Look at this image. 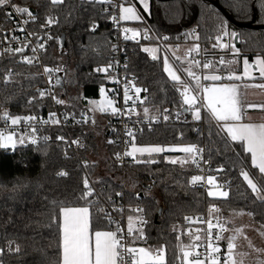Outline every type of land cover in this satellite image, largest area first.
<instances>
[{"label":"trees","instance_id":"16d2710c","mask_svg":"<svg viewBox=\"0 0 264 264\" xmlns=\"http://www.w3.org/2000/svg\"><path fill=\"white\" fill-rule=\"evenodd\" d=\"M122 1L138 6L137 0ZM213 1L151 0V14L148 16L142 9L140 11L153 29L158 33H166L171 38L170 43L182 41V38L186 37L185 33H191L192 28L198 26L200 41L207 44L217 35L218 21L215 14L218 13L222 19L228 21L230 30L239 34L240 50L244 55L264 57V27L255 29L237 26L227 19ZM13 2L18 7L34 10L37 15L36 25L39 27L46 25L48 16L58 19L59 22L53 23L50 29L52 40L46 60L54 68L61 69V89L64 88L60 93L62 100L67 98L65 92L68 94L70 84L66 77V62L69 59L74 63V82L83 101L97 98L98 89L103 84L108 88L113 86L107 75H102L96 69L109 65L111 46L120 39V30L114 27L109 15H117L118 8L80 4V0H66L63 6H52L50 0ZM218 2L236 23L264 26L257 22L264 16V11L256 6L259 0H246L251 5L247 10V17L243 9L238 11L234 7L245 0ZM70 5H76L78 11L72 12ZM105 8L107 12L104 11ZM6 10L7 7L0 9V36L4 30L11 27ZM69 12H72L71 16L68 15ZM91 20H95L99 25L94 32L90 28ZM63 34L66 38L65 46L61 40ZM126 63L127 69L124 66L117 70L119 74L124 73L134 79L142 88H147L148 91L144 94L148 97L146 106L150 115L154 118L169 115L167 121H159L153 128H144L143 132L137 135L135 144H159L166 147L196 144L204 149L205 167L211 173L215 171L216 181L227 185L229 197L209 196L208 188L192 183V177L200 175L193 163L188 167L179 163L170 164L165 153L160 154L163 158L158 157L156 164L133 162L123 169L116 158V147L108 141L107 163L111 173H100L98 164L89 159V155L97 152L96 135L100 130L82 129L68 132L66 136L71 138L70 141L55 138L39 146L15 149L0 147V248L5 249L3 256H0L2 264H59L61 249L57 223H61V217L54 222V215L59 212V203L54 206L52 201L74 207L88 206V202L94 201L96 203L90 208L93 229L110 230L105 214L98 211L101 202L88 197L80 198L82 191H85V179L97 181L101 187L102 198L110 197L122 202L128 208V215L137 214L148 221L143 228L147 238L144 244L151 249L164 248L166 264H175L182 256L179 246L188 245L193 240L185 234V219L191 215L205 213L213 203L222 206L225 216L251 213L252 220L264 227V202L256 198V194L239 174L243 168L250 172L258 185H264V178L258 169L251 165L249 153L243 152L238 157L236 153L241 150L235 142H231L235 151L226 148L224 141L215 135L214 123V134L209 137L208 114L203 113L202 119L196 121L191 112L183 111L187 105H183L180 92L164 71L163 60H151L147 53L143 52L140 43H127ZM41 85L42 80L36 70L20 62L16 55L5 53L0 56V116L5 111L14 115L47 114L50 111L49 101L37 97ZM63 106L66 108L64 103ZM168 107L170 109L165 112ZM82 112L84 110L74 111L72 114L80 115ZM177 112L185 116L184 120L177 119ZM195 129H201V132L198 134ZM78 135H82L84 143L76 146L72 139ZM104 136L106 137V134ZM86 160L89 163L84 166L83 162ZM219 168L224 171H218ZM60 172H66L67 175L61 176ZM135 206L143 211H133L132 207ZM135 239L139 240L138 230ZM9 241H15L21 251L9 252Z\"/></svg>","mask_w":264,"mask_h":264},{"label":"snow or ice","instance_id":"6c2138e0","mask_svg":"<svg viewBox=\"0 0 264 264\" xmlns=\"http://www.w3.org/2000/svg\"><path fill=\"white\" fill-rule=\"evenodd\" d=\"M66 0H50V4L52 6H63L65 5ZM95 4V5H108L109 7H118L119 15H111L112 21L119 25L120 21H136L142 22L143 17L137 11L134 6H124L114 5V0H80V4ZM140 3L143 5L145 11L148 10L149 4L148 0H140ZM14 7L15 12L21 15H27L28 19L24 21L27 24L29 21H35L36 16L33 15L32 11L27 7H17L12 3V0H0V9L5 7ZM262 11H264V0H259V3L256 5ZM72 8V12L78 11V7L76 5H70ZM206 7V6H205ZM239 11L243 9L245 12V17H247V10L251 5H249L246 0L245 2L238 3L234 5ZM107 12V8L104 9ZM72 12H69V16L72 15ZM216 19L218 21L217 24V35L215 36L216 43L212 44V48H221V49H230L233 57L238 58L240 56V49L236 47L235 43L232 41L239 35L237 32L230 30L229 23L227 20L222 19L218 13L215 14ZM58 19L52 16H48L46 19V25H42L41 27H46L47 25H51L53 23H58ZM258 23L264 24V16H262L258 21ZM91 31H95L99 25L95 22V20H91L90 22ZM122 32L124 34V40H133L139 43V38L143 34V38L145 40L153 39V37L149 36L150 29H144L143 33L141 30H138L136 27H122ZM20 31H24L23 28ZM185 36H194L196 41H199V35L193 30L191 33H185ZM224 37H228V42L225 43ZM16 37H13V40H16ZM155 40H159L164 42V52L165 55L163 57V65L164 71L167 72L168 76L171 78L173 82V86L177 88L180 92V95L183 100V105H187V108H184V112H192L194 120L200 121L202 119L201 109H206L208 118H209V128L208 135L211 137L213 133V123L215 124L216 132L215 135L220 137L225 144L226 148H229L232 151H235L232 148V143L235 142L236 146L240 148V153H236L238 157H240L241 153L246 152L250 154L251 165L254 169H258L262 178H264V123H253L246 121L245 118V105L242 100V92L241 85L235 83L234 81H242L244 79H255L252 74L253 64L249 62L247 58L243 59V72L242 75H238L235 72H230L225 81V77L220 74H206L201 78L193 68L199 67L201 65V61L197 59L187 60L186 58H182L179 55H176L175 49H173L172 45L168 43L171 38L167 35L164 36H155ZM26 45H21L16 48H5L3 52H0V56L5 53L8 54H22L23 62L27 64L33 63V58L27 55H23L25 51ZM39 48L43 49L44 45L40 44ZM113 50L116 51L117 46H113ZM36 47L32 48V52L36 53ZM160 51L159 47H143V52L150 53L153 61L159 59L157 53ZM171 51L172 55L175 57L176 61H180L181 63H187V67L184 68V71L187 73V76L194 81V88L190 87L189 84L185 81L181 80L180 75L177 74V70L174 69L173 65L169 62V56L167 53ZM205 53L207 50H204ZM195 52L200 54L201 46L199 43H194L191 48L188 49V53L191 54ZM38 59V57H37ZM225 60L221 58L219 60L220 65H225ZM237 59H232L227 62L228 65L237 64ZM255 66L259 71V78L264 80V57L257 56L255 59ZM112 67L109 64L104 68H97V72H108V69ZM203 69H210L213 72L216 71L215 65L211 62H204L202 65ZM125 69H127V63L125 64ZM45 73L49 75V82H51V74L53 71H61L60 68H56L55 70L51 68H45ZM11 77V73H9V79ZM115 83H119L118 80H115ZM201 79L207 81L209 83L203 84ZM57 84L61 83L60 78L56 80ZM256 87L264 90V83L254 84V85H243L244 88L247 87ZM134 90V95L139 97L140 93L147 92V88H141L136 86L133 80H128L127 76L125 77L124 88H123V97L125 104L128 103L129 100H132L133 97L129 95V92ZM198 93V94H196ZM45 91H40V97L45 96ZM100 94L103 99L99 102H96L93 106L92 111H108L110 110L112 114H122L120 108L114 106V102L111 99H108L105 94V89L103 87L100 88ZM55 98V97H53ZM35 99V97H33ZM148 97L145 96L144 100H147ZM199 102L200 107H196ZM31 103V101H29ZM57 103H64L63 100H58ZM143 103V101H141ZM135 104V101H133ZM247 107H259L264 109V104L262 105H248ZM134 111V108L129 109V112ZM165 112L168 110L165 109ZM145 118L151 121L154 119L150 115V111L147 107L143 110ZM181 112L176 113L177 119H179ZM55 113H50L47 120L40 119V123L47 124H60V120L55 118ZM3 119L5 123L7 121H11L12 125H18L21 121L29 122V127H31V133L29 136L31 138L32 144H37L38 137L36 136V128L31 125V122L36 121L37 117L28 115L24 117L20 116H11L7 111L3 114ZM67 119V116H65ZM163 119L167 121L169 119V115H163ZM84 122H87V118H85ZM94 123V120H93ZM199 134L201 129H195ZM127 135L132 138V141H135V134L131 131H127ZM45 142L49 139L48 137L43 138ZM60 140H64V137H58ZM26 137L21 135L19 139L14 138V133L5 134L0 132V147L8 148L11 147L15 149L17 144L23 145L25 143ZM73 143H79L78 141H73ZM109 143H113V141H109ZM217 151H219L217 149ZM169 152H179L184 153L185 156L180 159H169L168 162L170 164H187L193 163L196 164L199 168L200 160L203 159L204 149L198 147L196 144H187L184 146H163V145H149V146H136L135 143H132L130 150H127L123 153L124 156L132 157L135 164H156L158 163V157L162 153ZM146 157V158H142ZM117 160L122 159L119 153L116 154ZM163 158V157H160ZM209 158V163H210ZM242 162V161H241ZM218 171L223 172V168H219ZM244 181L247 182L248 187L251 189L253 193L256 194V198L262 202H264V185H258V183L254 182L252 175H250L249 171H245L241 168L239 173ZM59 175L66 176V172H60ZM204 179L202 175H194L192 177V183L196 184ZM84 189L86 191H82L81 199H86L93 195V190L89 186V181L87 179L84 180ZM207 183L212 185L215 190H210L208 195L211 197H220V198H228L229 191L222 190V186L216 182L215 176H209L207 178ZM231 185L229 184V187ZM117 195H121V193H116ZM110 199V197H109ZM59 203V212L58 215H54V222L62 217V223H57V228L59 229V248L60 252V261L59 264H166L165 258V249L159 248L156 250L148 249V248H137V247H129L125 242V238L120 233L122 229L119 224L116 225L115 230H94L91 220V212L90 208L93 206L94 201L88 202V206L83 207H74V206H65L63 202L52 201V204L56 206ZM98 211H103V209H98ZM134 211L142 212V209H134ZM212 210H210L211 212ZM214 211L218 212L219 209L215 208ZM243 214V213H241ZM251 215V213H249ZM105 218L108 219L109 225L114 223L109 213H105ZM188 220H192V218H186ZM141 225H146L148 223L143 217L140 218ZM207 237L205 243V251L203 254L195 251L200 247L197 243H192L188 246L181 244L180 251L182 252L183 259L181 264H222L221 252L222 248L220 247L219 242L221 240L226 239V256L223 257V264H238L237 260L234 258V250L236 249V240L238 236L242 235V229L234 230L231 236L225 237L224 233L228 232L229 229L222 223L219 222L217 218V223L213 224L211 220L207 221ZM50 226V225H49ZM218 229L216 236L213 238L212 229ZM133 220L129 217L128 229L127 232L129 235L133 233ZM138 235L140 239H144V231L143 228L138 230ZM201 237L199 234L195 236V241H200ZM15 245V247H13ZM251 246V245H249ZM5 249L0 248V256H3ZM8 251H15L19 253L21 251L20 246L15 243V241L8 242ZM192 257L191 259H189ZM128 258H131L129 261ZM2 264V261H0ZM260 264H264V261H260Z\"/></svg>","mask_w":264,"mask_h":264},{"label":"built area","instance_id":"2783aa9c","mask_svg":"<svg viewBox=\"0 0 264 264\" xmlns=\"http://www.w3.org/2000/svg\"><path fill=\"white\" fill-rule=\"evenodd\" d=\"M12 3L15 4L12 0ZM123 4L122 1H115L114 5H121ZM16 5V4H15ZM17 6V5H16ZM18 7V6H17ZM29 8V7H27ZM118 8V7H116ZM30 11H32L33 15L36 16L35 21H29L27 24L24 23L25 20L28 19L27 15H21L15 12L14 7H7L6 15L8 20L11 22V27L7 30L3 31V34L0 36V50H4L5 48H16L20 47L22 44L25 46V51L23 55H27L33 58V63L27 64L23 62L22 60V54L16 53L18 59L20 62L27 64L31 66L33 69L36 70L37 75L42 80V85L40 88H38V99H46L49 101V107L50 111L47 114H41V115H32V114H23V115H14L10 114L11 116H36L37 120L31 122V125L36 128V136L38 137L37 144L31 143V138L29 136V133H31V127H29V122L27 121H21L18 125H12L11 121H7L5 123L3 119V114L0 116V132L7 133L12 132L15 134L16 139L18 140L21 135H24L26 137L25 143L23 145H18L16 147H28V146H39L41 144L53 141L55 138L57 140L58 137H64V140L62 141H70L71 138L66 136L68 132H74L75 130H100L106 134V140L113 141V143H110L111 145H114L117 149V153H119L122 157V159L117 160L120 167L125 169L126 167L130 166L134 161L132 157L124 156L123 153L127 150H130L132 143L135 141H132V138L127 135V131L131 130L135 134V139L137 135H139L141 132H143L144 128L146 127H152L154 124H157L159 121H164L163 118H154L151 121L149 119L145 118L144 116V108L146 106V100H144V97L146 96L144 92L142 91L139 95V97H136L134 95V90L129 92V95L133 97L132 100H129L127 104L124 102L123 97V88H124V82L126 75L124 73H120L117 70L118 68H123L126 64L127 60V43L131 42L134 44H141L143 47H154L158 46L160 48V53L165 55L164 52V42L155 40V36H164L167 35L166 33H158L155 29H153L148 21V19L144 17V26L142 28H138V30H141L143 33L144 29H150L149 36L153 37V39L145 40L143 38V34L139 38V43L137 41L133 40H124V34L122 32V27H129L128 25H125L126 23H123L120 21V24L117 25L113 22L114 27H117L120 30V39L116 42H114L111 46V58L110 63L112 67L108 69L110 71L107 74L105 72H99L102 75H107V79L109 82L113 84V86L110 88V95L112 97V100L117 108H120L122 114H112L111 111L106 112L103 114V116H100V119L94 120L91 115L86 113L85 111L82 112L80 115H73L70 113L67 108L63 106V103H57L58 100H62L60 97V91L62 84H57L56 80L60 77V74L57 71H53L51 74V82H49V75L45 73V68H51L55 70L53 66H51L49 63H47V55L49 52V46L50 42L52 40V33L51 28L52 25H47L46 27H39L36 25L37 22V15L36 12L34 13L31 8H29ZM23 28L24 31H20V29ZM45 31L44 33H41V31ZM195 30L196 33L199 35V41H196L194 36H188L183 37L182 41L170 43L172 47L176 51V55L181 56L182 58H186L187 60L191 59H197L201 61V65L199 67H194L193 70L203 77V75L206 74H220L222 76L227 77L229 74L228 71L224 68L227 65L226 57L233 56L230 49H221L219 47L212 48V44L216 43L215 38L210 41V43H203L200 41V31L198 26H194L192 28V31ZM168 36V35H167ZM13 37H16V40H13ZM228 37H224L225 43L228 42ZM194 43H199L201 46V52L200 54H197L195 52H192L191 54L188 53V49L192 47ZM232 43H235V39L232 41ZM43 44L44 48H39V45ZM117 46L116 51L113 50V46ZM236 45V43H235ZM36 47L37 51L36 53L32 52V48ZM237 47V45H236ZM238 48V47H237ZM207 50L205 53L204 50ZM180 51L179 53L177 51ZM241 53V52H240ZM13 55V54H12ZM148 57L152 60L151 54L147 53ZM169 58L175 63L179 73L183 76L184 81L189 84L190 87L194 88V84L187 76V73L184 71V68L182 65L187 64L181 63L180 61H176L175 57L172 55V52L169 51L167 53ZM38 57V59H37ZM223 58L225 60V65H220L219 60ZM211 61L215 65L216 71L213 72L210 69H203L202 65L204 62ZM108 66V65H107ZM107 66H100L99 68H104ZM188 66V65H187ZM109 74V75H108ZM9 75V74H8ZM118 80L119 83H115L114 79ZM128 80H132L131 78L127 77ZM201 82L203 84H207L209 82L204 81L201 79ZM135 83V82H134ZM136 86H139L137 83H135ZM142 88V87H141ZM45 91V96L40 97L39 92ZM55 97V98H53ZM133 101H135V104H133ZM143 101V103H141ZM134 108V111L129 112V109ZM169 110L170 108H166ZM50 113H55L57 119H59L61 122L60 124H53V123H47L42 124L40 123V119L47 120ZM65 116H67V119H65ZM184 115H180L179 119L184 120ZM87 118V122L85 123L84 120ZM94 120V123H93ZM153 128V127H152ZM63 132V133H62ZM44 137H48L49 139L47 142L44 141ZM72 141H78L79 143H74V145H82L84 143L82 135H78L77 138L72 139ZM76 151V150H75ZM76 154L78 152L76 151ZM89 163L88 160L83 162L84 166H87ZM196 168L200 171V175L204 177V179L200 182H197L196 185H201L204 188H209V185L207 183V178L209 176H215V171L211 173L207 167H205L204 157L200 160L199 168L196 164H194ZM89 186L93 190V195L88 197L90 199H98L99 202H101L100 209H103V213H109L112 220L115 221L110 226V230H115L116 225L119 224L120 228L122 229L121 235L124 236L125 242L129 247H144L151 249L149 246L144 244L147 240L145 237L144 239H135L136 232L140 228H144L146 225H141L140 218L137 214H131L128 215V208L122 203L117 202L113 198L104 199L101 196V187L98 185L97 181L94 179H88ZM219 185L222 186V190L227 191V185L225 183H219L216 181ZM86 191V189H85ZM139 208L138 206L132 207V210ZM215 208H218L219 211H214ZM210 210H212L210 212ZM129 217L133 220V233L131 235L128 234V223H129ZM192 218V220L185 219L184 221V228H185V234L188 236H191L192 238H195L197 234L200 235L201 239L200 241H196L194 243H197L200 245L199 248H197L195 251L203 254L205 251V243H206V237H207V221L211 220L213 224L217 223V218L219 219V222L224 224L229 231L224 233L225 237L231 236L234 232V230L231 229V227H228L226 222V216L224 215L223 208L219 203H213L211 204L203 214H196L188 216ZM187 217V218H188ZM109 222V221H108ZM218 232V229L213 228L212 229V235L213 238L216 236ZM238 239V238H237ZM143 241V242H142ZM220 247L222 248L221 252V259L223 264V257L226 256V244L227 240H221L219 242ZM156 250V249H152ZM165 258H166V252H165ZM129 261L131 258H128ZM182 258H178L175 261V264H181Z\"/></svg>","mask_w":264,"mask_h":264},{"label":"rangeland","instance_id":"374dc122","mask_svg":"<svg viewBox=\"0 0 264 264\" xmlns=\"http://www.w3.org/2000/svg\"><path fill=\"white\" fill-rule=\"evenodd\" d=\"M154 47H158V46L156 45ZM238 48L240 49V47ZM177 52L179 53L180 51L178 50ZM159 53L160 51L157 53V55H159ZM241 54H242V51H241ZM162 57H164V55ZM241 57L245 58L244 56H241ZM169 62L171 63L170 58H169ZM66 63H67V69H68L66 73V77L68 78V82L70 83L69 88L67 90L68 94L65 92L67 98L63 99L66 108L68 109L70 113H73L74 111H78V110H84L86 113L91 115L94 120L100 119V116H103L104 113L109 112L110 110L92 111V109L96 102H99L103 99V97L100 94L101 87L105 89V94L107 98L112 100V97L110 95V88H108L107 85L103 84L98 89L97 98H88L83 101V99L81 98L80 92L77 89L76 84L74 82L75 81L74 63L70 59L67 60ZM177 74L179 75L178 71H177ZM62 90H64V88L61 89L60 93L62 92ZM9 133H12V132H7L5 134L7 135ZM14 138L16 139L15 134H14ZM106 142L107 140H106V137L104 136V133L102 131L98 132V134L96 135V145H97L96 151L97 152L89 155V159L92 162H96L98 164V171L102 174L111 173L110 167L108 166V163H107L108 150H107ZM184 145H187V144H176V145H171V146H184ZM8 148H11V147H8ZM165 156L167 160L180 159V158H183L185 154L179 153V152H169V153H165ZM189 165H190V162L187 164H184L183 166L188 167ZM210 190H215L212 185H209L208 192ZM213 198H220V197H213ZM226 222H227L228 227H231L232 230L242 229V232H243L242 235L238 236V239L236 240L237 247L234 250V258L237 260L238 264H260V261H264V227L260 224H256L252 220L251 215L249 214H236V215L234 214V215H231L230 217L226 216ZM188 245H185V246H188Z\"/></svg>","mask_w":264,"mask_h":264},{"label":"crops","instance_id":"0c3cea01","mask_svg":"<svg viewBox=\"0 0 264 264\" xmlns=\"http://www.w3.org/2000/svg\"><path fill=\"white\" fill-rule=\"evenodd\" d=\"M120 1H122V0H120ZM122 2H123L124 6H134V7H136L137 11L141 15H142V13H141L140 9H142L143 12L146 13L148 16L151 14L150 13L151 12V0H148L149 8H148L147 11L144 10L143 5L140 3V0H137L138 6L136 4H134V3H132V2H130V3H126L124 1H122ZM117 15H119V9H118V14ZM142 17H143V15H142ZM122 22L128 24L129 27L142 28L144 26V23H143L144 22V17H143V21L142 22H136V21H128V22L122 21ZM241 56H244L245 58H247L249 60V62L251 64H253L252 74H253V77H255V79H251V80L244 79L242 81H234L235 83H238V84L241 85L242 100H243V103L245 105V118H246V121L253 122V123H264V109H261L259 107H251V108L247 107L248 105H262V104H264V90L256 88V87H251V86H249L247 88L243 87V85H245V84L254 85V84L264 83V80L259 78V71H258V68L255 66V59H256V57L258 55H254V56L250 57L249 55H246V54L244 55L243 53L242 54L240 53V56L238 58L233 57V56H228V57L225 58L227 62L235 58V59L238 60V63L234 64V65H228L227 64L224 68L229 73L230 72H235L238 75H242V72H243V59L244 58H242ZM158 57H159V59L163 60V57H162L161 53H159ZM171 63L173 65V67L178 71L175 63L172 60H171ZM182 67L186 68L187 64H185V65L183 64ZM58 73H59V71H58ZM179 75L181 77V80L184 81L183 76L180 73H179ZM60 77L62 79L61 74H60ZM224 82H228V81L225 79ZM194 83L195 82H193V84ZM196 94H198V93H196ZM196 107H200L199 102L197 103ZM203 113L207 114V110L202 108L201 109V116L203 115ZM191 115H192V118L194 119L192 112H191ZM136 146L140 147V146H149V145H136ZM81 207H83V206H81ZM61 223H62V217H61ZM194 242H196L195 238H193L192 242H190L189 244H192ZM137 248H140V247H137ZM181 258L183 259V255L181 256ZM191 258L192 257H190L189 259H191Z\"/></svg>","mask_w":264,"mask_h":264},{"label":"water","instance_id":"95a60500","mask_svg":"<svg viewBox=\"0 0 264 264\" xmlns=\"http://www.w3.org/2000/svg\"><path fill=\"white\" fill-rule=\"evenodd\" d=\"M213 3H214L217 7H219V9L224 13V15L227 17V19H228L229 21H231L232 23H235V24H236L237 26H239V27L255 28V29H257V28H261V27H264V26H257V25H254L253 23H236V22L233 20L232 16L220 6L218 0H214ZM33 12L35 13L34 10H33ZM61 40H62L63 46H65V44H66V43H65V42H66V38H65V35H64V34L62 35ZM235 43H236L237 47H240L239 35L235 38ZM59 78H60V80H61V83H60V84H62V79H61V77H59ZM141 195H142V193H141ZM159 212H161V210H159Z\"/></svg>","mask_w":264,"mask_h":264},{"label":"bare ground","instance_id":"6f19581e","mask_svg":"<svg viewBox=\"0 0 264 264\" xmlns=\"http://www.w3.org/2000/svg\"><path fill=\"white\" fill-rule=\"evenodd\" d=\"M46 100V99H45Z\"/></svg>","mask_w":264,"mask_h":264}]
</instances>
